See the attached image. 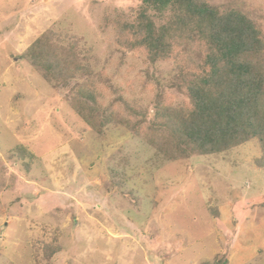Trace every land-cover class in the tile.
<instances>
[{"label":"rangeland","instance_id":"1","mask_svg":"<svg viewBox=\"0 0 264 264\" xmlns=\"http://www.w3.org/2000/svg\"><path fill=\"white\" fill-rule=\"evenodd\" d=\"M210 3L238 6L264 26V0ZM140 5L0 0V264H264V238L249 234L264 229L257 144L166 161L112 122L98 134L71 107L69 89L83 81L94 82L102 107L121 97L142 111V126L158 92L175 106L186 100L169 86L179 71L172 61L149 64L111 47L104 20L113 13L131 23ZM46 32L53 44L77 43L86 57L77 63L90 73L63 88L34 69L27 50ZM114 110L128 116L122 104ZM43 244L59 250L47 259Z\"/></svg>","mask_w":264,"mask_h":264},{"label":"trees","instance_id":"2","mask_svg":"<svg viewBox=\"0 0 264 264\" xmlns=\"http://www.w3.org/2000/svg\"><path fill=\"white\" fill-rule=\"evenodd\" d=\"M140 1L131 23L113 13L104 20L113 27L111 47L149 64L172 61L179 71L169 86L186 100L175 106L164 91L158 92L152 118L142 126L135 119L142 111L121 97L104 108L96 101L93 81L73 82L69 91L75 113L100 135L108 122L124 128L125 138L140 137L166 161L225 154L254 142L261 152L256 164L264 172V26L238 6L220 9L210 0ZM51 37L46 32L34 40L27 50L33 55L30 63L47 80L66 88L73 76L90 73L77 63L86 57H80L77 43L61 46ZM43 62L45 67L40 68ZM98 75L106 89L119 91L103 71ZM115 103L123 105L127 117L116 114ZM11 154L29 173L31 163L23 157L21 161L22 151ZM249 234L264 238V229L254 228ZM42 250L50 259L59 247L43 244Z\"/></svg>","mask_w":264,"mask_h":264}]
</instances>
